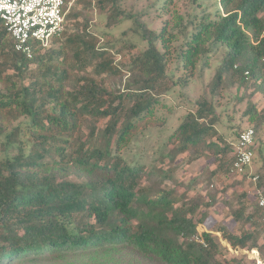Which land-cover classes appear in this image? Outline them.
Listing matches in <instances>:
<instances>
[{"label": "trees", "instance_id": "obj_1", "mask_svg": "<svg viewBox=\"0 0 264 264\" xmlns=\"http://www.w3.org/2000/svg\"><path fill=\"white\" fill-rule=\"evenodd\" d=\"M122 1L96 0L94 8L106 13L107 26L132 20L142 49L130 40L100 42L83 12L71 8L65 30L48 47L33 45L27 57L13 49L0 21V264H242L244 255L219 260L213 233L198 229L205 214L197 211L213 195L176 206L173 190L155 189L169 173L145 171L123 151L156 125L153 109L172 57L192 76L224 47L212 95L228 80L264 96V0H188L186 10L177 0H154L136 14L123 12ZM151 10L157 29L145 19ZM115 77L120 86L108 88L106 80ZM216 106L195 101L161 157L213 159L216 171L231 176L233 148L217 129ZM243 114L255 131L264 124V109L252 99ZM258 151L262 163L253 172L264 189ZM239 197L233 220L252 228L234 233L218 226L216 235L233 249L256 248L264 260L256 229L263 212L255 196Z\"/></svg>", "mask_w": 264, "mask_h": 264}, {"label": "rangeland", "instance_id": "obj_2", "mask_svg": "<svg viewBox=\"0 0 264 264\" xmlns=\"http://www.w3.org/2000/svg\"><path fill=\"white\" fill-rule=\"evenodd\" d=\"M153 1L123 0L120 3V9L125 13L136 14ZM76 2L70 9L74 8L83 12L84 18L88 20L89 30L97 34L100 42L110 38L119 46L130 40L136 48L144 47L139 35L134 31L132 20H124L119 24L107 26L106 13L96 10L95 4L88 8L84 6L83 2ZM177 2L179 10L188 8V0H177ZM210 4H213L212 1L206 2V5L211 6ZM154 16L155 12L151 10L145 19L147 21L154 19L152 27L157 29L159 21L157 18H153ZM73 24L74 20L69 19V31L73 30ZM224 51L225 48L222 47L211 53L207 63L198 64L192 76H187V73L177 69V63L172 57L167 65L166 90L157 95L158 101L153 109V120L156 125H151L139 133L123 151V156L129 163L142 165L145 171L151 169L153 172L169 173V177L165 178L161 185L155 186V189L173 190L172 197L176 199V206L187 202L191 196H200L204 202H209L212 195L214 196L215 199L211 205H201L197 211V217L205 214L204 222L198 226V229L213 233L221 249L217 255L219 260L230 259L234 253H230L226 246L227 243L216 235L215 230L218 226H225L234 233L252 228L234 221L231 215L232 209L241 199L239 196L247 194L246 190L250 187L249 182H242L237 176H228L224 171H216L213 159L199 157L190 160L188 154H179L171 162L166 157L162 158L161 155H165L172 148L171 145L163 147L167 136L177 127L185 113L194 108V102L198 99L204 98L217 104L216 110L219 114L217 129L228 144H233L236 141L238 133L242 129L251 127L248 117L243 114L248 99L253 100L257 110L264 109V96L261 93L248 86L240 89L236 84L227 83L228 80L221 84L218 93L212 95L211 84ZM119 59L120 55L117 54L116 62ZM87 70L91 72L90 68ZM185 78L187 79L183 82ZM124 79L125 77H122V80ZM175 81L179 83H174ZM120 84L119 77L106 80L108 88L119 87ZM251 93L252 95H249ZM259 148L264 153V124L256 130L253 171L262 163ZM2 154L3 146L0 140V155ZM214 170L215 174L211 175ZM247 195H249V199L254 196ZM256 229L259 233L257 242L262 247L264 256V224L262 220L258 222ZM241 262L242 264H257L252 257L247 255H244Z\"/></svg>", "mask_w": 264, "mask_h": 264}, {"label": "built area", "instance_id": "obj_3", "mask_svg": "<svg viewBox=\"0 0 264 264\" xmlns=\"http://www.w3.org/2000/svg\"><path fill=\"white\" fill-rule=\"evenodd\" d=\"M77 0H0V21L12 40L13 49L31 57L33 45L48 47L55 36H59L66 25V14ZM94 5L96 0H88ZM256 131L253 127L242 129L232 145L231 176L248 180L250 187L247 194L256 197L258 207L263 212L264 223V189L257 186L258 176L252 170ZM195 240H200L194 235ZM201 241V240H200ZM202 242V241H201ZM231 257L247 255L257 264H264L258 250L252 248L233 249L226 244Z\"/></svg>", "mask_w": 264, "mask_h": 264}]
</instances>
